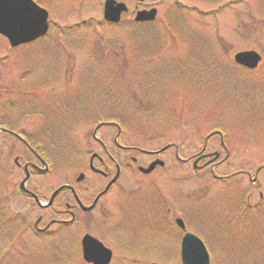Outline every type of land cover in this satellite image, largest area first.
I'll return each mask as SVG.
<instances>
[{
    "label": "rangeland",
    "instance_id": "obj_1",
    "mask_svg": "<svg viewBox=\"0 0 264 264\" xmlns=\"http://www.w3.org/2000/svg\"><path fill=\"white\" fill-rule=\"evenodd\" d=\"M39 1L50 14V32L41 42L10 56L0 79V107L37 110L34 118L25 117L24 125L29 119L33 121L38 143L50 138L47 149L42 150L51 161V193L66 183L76 185L81 173L88 183L79 187L89 186L95 188L89 191L91 194L97 192L99 183L90 176L88 163L92 153L103 155V150L90 135L98 119L112 117L107 116L112 111L116 113L113 119L124 126L128 122L130 133L120 139L127 146L156 150L180 143L181 156L188 158L202 150L204 139L212 131L222 128L233 154L220 167V174L230 175L240 169L255 173L264 165V0H177L183 8L179 13L174 11L176 0L141 4L138 0H117L125 2L132 12L158 10L157 21L135 28L145 32L136 36L129 26L131 17L117 26L103 21L106 0ZM163 22H170L177 30L175 47L169 43L173 49H169L171 45L164 49V43L157 39L163 32ZM218 39L225 42L229 53ZM129 44H135L131 50ZM7 46L0 39L4 55ZM248 50L263 56L255 72L233 63L236 53ZM115 52L125 53L126 58L119 59ZM25 72L28 78H22ZM143 130L159 140L152 142L148 136L143 139ZM115 132L104 129L98 135L110 152L120 155L115 150ZM175 154L172 149L162 157L166 162L160 173L163 189L170 191L171 179L177 185V179L190 174L194 180L182 186L183 193H197L200 186L206 185L202 176L209 171L194 172L192 163L183 165ZM120 158L124 160L125 154ZM259 179L264 193V172ZM243 181V189H250L249 181ZM236 182L231 188L227 184L214 185L202 199L201 205L208 207L209 214L199 216V211L194 220L182 218L187 221L188 231L208 246L211 264H264V221L235 220L226 224L227 231L211 234L212 227L221 225L216 217L229 202L225 192L238 187ZM258 200L256 194L253 201ZM116 212L115 236L106 240L115 254L112 264H182V233L176 228L169 234L163 230L141 235V226L133 227ZM93 223L90 230L104 237L94 228L98 220ZM82 235L83 231L77 236L72 230L58 241H51L50 248L36 243L25 258L19 255L17 262L18 257H10L8 263L82 264L77 250Z\"/></svg>",
    "mask_w": 264,
    "mask_h": 264
},
{
    "label": "flooded vegetation",
    "instance_id": "obj_2",
    "mask_svg": "<svg viewBox=\"0 0 264 264\" xmlns=\"http://www.w3.org/2000/svg\"><path fill=\"white\" fill-rule=\"evenodd\" d=\"M3 62V55L0 51L1 80ZM17 108L0 107V264L4 262L9 264L10 257L21 255L22 259L25 258L27 253L33 249L31 246L36 243L39 247L43 244L44 248L47 245L50 248L51 241H58V238H63L72 230L76 231L77 236L83 231L80 244L76 247L82 264H91L85 262L83 257L84 240L90 236L112 249L107 241L113 235L115 236V215L117 214L115 203L120 196L123 199L121 203H124L126 218L139 217L136 221H131V225L142 224L141 218H143L148 222L147 226L152 232L159 233L162 228L165 204L164 190L159 184L161 171L159 167H156L152 173L144 174L139 169L140 167L148 168L152 163L161 159L164 153H158V151L146 153L140 147H130L120 143L122 128L111 126L119 136L114 139L115 150L125 154V159L120 158L121 154L110 152L101 140L103 155L92 153L88 163L90 176L99 183L97 192L91 194L89 191L95 188L89 186L81 188L83 184L88 183L83 177L81 182L76 179V185L68 184L72 189L61 190L52 200L53 194L67 184L56 188L51 193L52 170L46 151L42 152L41 146L36 144L33 121L29 120L27 126L24 125V121L19 119ZM218 137L219 142H216L218 145L214 148L211 145L215 136H212L204 143L199 155L188 159L182 158L180 162L188 164L190 161L216 153L219 154L218 157L213 155L200 160L198 165H206L209 162L210 164L198 169L199 172L209 170L213 181L221 183L239 177L251 178V173L243 169L230 175L220 174V167L230 160L232 151L226 143V138L223 135H218ZM173 148L176 149V147ZM178 155L180 156V151H176V157ZM215 158L217 160L211 162ZM262 171L264 168L257 171V178H254L255 184ZM68 197L72 202L68 201ZM176 198L179 201L178 195ZM175 206L179 211L178 205ZM190 213L189 208L184 211L187 217ZM167 214V222L173 224L171 230L176 228L179 231L176 220L180 217V212L175 213L167 207ZM96 220L98 224L94 228H97L104 237L90 230ZM31 239L34 241H30ZM8 246L9 248L4 252V247ZM18 259L19 257L17 262Z\"/></svg>",
    "mask_w": 264,
    "mask_h": 264
},
{
    "label": "water",
    "instance_id": "obj_3",
    "mask_svg": "<svg viewBox=\"0 0 264 264\" xmlns=\"http://www.w3.org/2000/svg\"><path fill=\"white\" fill-rule=\"evenodd\" d=\"M143 2L145 0H138ZM128 12L125 3L107 0L104 18L107 22L117 24L123 14ZM157 10L142 11L137 14V22L154 21ZM49 31V13L32 0H0V35L5 37L12 48L35 42L47 35ZM262 57L255 51L241 52L235 56V62L248 69H256ZM154 163L146 173L151 172ZM197 164V163H196ZM178 225L185 230L184 222L179 219ZM84 258L93 264H110L111 250L96 239L87 236L84 240ZM182 264H211L210 256L204 242L197 236L186 233L181 243Z\"/></svg>",
    "mask_w": 264,
    "mask_h": 264
},
{
    "label": "trees",
    "instance_id": "obj_4",
    "mask_svg": "<svg viewBox=\"0 0 264 264\" xmlns=\"http://www.w3.org/2000/svg\"><path fill=\"white\" fill-rule=\"evenodd\" d=\"M40 5H43L42 4V2L41 1H39V0H36ZM179 9H182L183 10V8H181L180 6H179V4L178 3H176L175 4V8H174V11H175V13H179ZM98 24H101V22H98ZM152 25V24H151ZM129 26H131L132 28V30H133V33H134V35L136 36V35H139V34H143V33H145V32H140V30H137V29H135V28H144V27H146L145 25H141V24H138V23H135L134 21H132L131 20V22H130V25ZM172 24L170 23V22H163V32H161L160 33V35H159V37L157 38V39H159L161 42H162V44L164 43V49H166L167 47H168V45H171L170 47H169V49H173L175 46H174V40H177V38L176 37H174V35L177 33V30H174L172 27ZM98 29V28H97ZM94 30V29H93ZM172 30H174V31H172ZM95 33V32H94ZM153 36V35H152ZM61 37V36H60ZM154 38V37H153ZM126 42V41H125ZM170 42H173V46H172V44H169ZM218 42H219V44L221 45V47L222 48H224L225 49V42H223L222 41V39L221 40H219L218 39ZM135 44H132V45H130L129 44V49L131 50V47H133ZM106 46H107V48L109 47L107 44H106ZM111 51H112V49H110ZM226 50V49H225ZM115 51V50H114ZM226 52H227V50H226ZM112 53H113V51H112ZM132 54H134L133 52H131ZM227 53H229V52H227ZM115 54H117L116 56L119 58V59H125L126 58V55H125V53H122V52H115ZM2 97V93H1V91H0V98ZM14 112V111H13ZM15 112H16V110H15ZM111 120H115V121H118V120H116V119H111ZM101 121V120H100ZM127 124H128V122H126ZM126 130H128L129 132H130V127H127V129ZM144 131V132H143ZM143 131H141V132H143V134L144 135H150V133L148 132V131H145V130H143ZM155 136V135H154ZM209 194V192H207V190H205V191H201L200 193H196V194H194L193 195V198H192V196L190 195L189 196V198H191V200H193L194 201V203H195V205H198V204H200L203 200H200V199H203L204 197L206 198V196ZM204 198V199H205ZM246 200V199H245ZM209 202H207L206 203V205L208 204ZM222 205H223V203H221ZM223 207H224V211H225V209L228 207V204H225V205H223ZM235 207H236V203H233V202H231V204H229V208L231 209V212H229V211H225V213L223 214H221L220 216H217L216 217V219H217V222H221V225H219V224H216V226H215V229H214V231L215 232H217V233H219L220 231H218V230H221V231H226V224H228L227 222H225V223H222V221L224 222L225 220H226V218L227 217H229V218H231V219H236V218H238L241 214L243 215L242 217H244V219H247L246 220V222L248 221V220H251V218L253 219L254 217H260V222H262V221H264L263 219H264V212H263V210L261 209V208H251L248 204H247V202L246 201H244V206L241 208V213H238L237 211H239V208H238V210L236 209L235 210ZM206 208V207H205ZM207 210H208V207L206 208ZM207 210H205V213H208L207 212ZM223 211V212H224ZM209 214V213H208ZM219 220V221H218ZM249 223V222H248ZM264 223V222H263ZM224 227V228H222V227ZM223 229V230H222Z\"/></svg>",
    "mask_w": 264,
    "mask_h": 264
}]
</instances>
